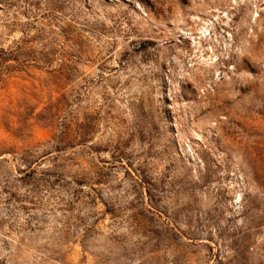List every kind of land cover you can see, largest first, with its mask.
Instances as JSON below:
<instances>
[{
  "label": "rangeland",
  "instance_id": "374dc122",
  "mask_svg": "<svg viewBox=\"0 0 264 264\" xmlns=\"http://www.w3.org/2000/svg\"><path fill=\"white\" fill-rule=\"evenodd\" d=\"M0 264H264V0H0Z\"/></svg>",
  "mask_w": 264,
  "mask_h": 264
}]
</instances>
